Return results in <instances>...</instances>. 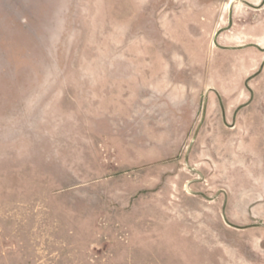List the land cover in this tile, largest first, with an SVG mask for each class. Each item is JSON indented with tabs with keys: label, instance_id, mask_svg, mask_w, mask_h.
Returning <instances> with one entry per match:
<instances>
[{
	"label": "rangeland",
	"instance_id": "rangeland-1",
	"mask_svg": "<svg viewBox=\"0 0 264 264\" xmlns=\"http://www.w3.org/2000/svg\"><path fill=\"white\" fill-rule=\"evenodd\" d=\"M0 264H264V0H0Z\"/></svg>",
	"mask_w": 264,
	"mask_h": 264
}]
</instances>
